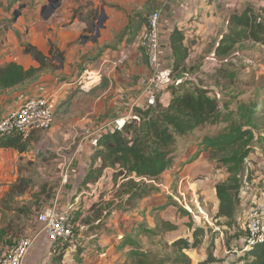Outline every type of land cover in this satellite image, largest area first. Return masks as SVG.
Masks as SVG:
<instances>
[{
	"label": "rangeland",
	"instance_id": "374dc122",
	"mask_svg": "<svg viewBox=\"0 0 264 264\" xmlns=\"http://www.w3.org/2000/svg\"><path fill=\"white\" fill-rule=\"evenodd\" d=\"M19 1L22 3L16 7V17L25 7L36 10L40 8L39 13L46 22L52 21L60 2V0H39L38 3H34V0ZM263 3L264 0L246 2L240 0V3L227 7L229 12L226 11L227 14L222 18L218 31L210 37L209 41L200 45L196 42L192 43L189 38L186 43L189 49L188 65L177 72V74L181 71L199 73L200 77L188 81L184 87L192 89L205 84L212 86V94L220 102L222 112L236 113L239 107L248 105L250 102L259 103L256 105L259 128L255 130V136L258 139L254 142L252 159L248 157L246 160L245 174H248V179H245L242 191L238 195L240 205L232 225L225 224V218H218L219 203L212 191L214 187L212 183L226 180L228 173L225 167L210 159V153L207 150L202 152L207 153L209 160L215 162L216 168L220 169L218 172L210 173V177L201 173L196 176L189 175L185 179L177 177V173L184 165L181 163V165L177 164V167L175 165L172 167L175 172H164L156 179L134 176L131 184L127 185L124 183L126 180H123L115 185L112 172L109 171L105 172L100 180L89 184L80 183L71 193V208L69 204L65 205V210L78 215L76 221L80 226L75 228L74 233L88 232L72 239L71 247L68 249L72 255L68 257L69 263L86 264V255L93 253L96 256L95 264H143L144 262L146 264L157 262L177 264L176 258L179 257L180 250L173 246L172 238L177 236L192 238L191 227L202 226L208 231L214 230L217 234L214 255L219 261L206 263L207 255L203 251L208 246L210 234H206L202 244L198 247L183 249L182 252L192 264H232L227 260L228 257L238 254L245 245V211L250 206L255 207L261 196L264 198V105L261 102L264 99V88L262 87L264 86V44H257L250 40L238 44L231 53V59L234 62L232 66L227 61L229 56L216 57V66L208 67L207 69L210 70L207 72L203 66L205 63L209 64L206 58L214 52L224 30L230 28L227 23L230 14L241 12L246 4L257 9V6ZM0 6H4L2 2ZM93 13L94 11L89 9L87 15L91 17L90 14ZM61 63L64 62H55L57 68ZM78 65L77 63L75 66L71 64L70 70H65L66 67L62 70L45 69L37 79L6 92V96L14 94L17 97L22 93L26 97L34 93L39 94L35 92L36 90H40V93L59 92L55 123L51 129L40 131L29 139L27 151L29 154L24 157L26 160L23 159L20 167L23 177H20L10 187L7 195L1 200L3 217L0 225H9L13 238L29 235L28 229L38 226L36 214L46 204H49L52 198L54 200L58 197L60 200L61 192L69 183L70 171L78 165L76 149L82 138V129L120 118L122 113L127 115L130 112L133 98L146 83L137 82L132 75L134 73L130 65L124 67L122 71L119 69L120 77L124 80L106 78L103 77V73L102 75L90 73L89 78L81 77L79 73L77 76H71L68 71L75 67V72H78L77 68L81 69ZM144 65L150 68L148 59H145ZM226 71L232 72L233 77H224L223 72ZM99 80L102 82L98 87L91 91L86 90L93 82ZM65 82L68 84L65 85ZM69 83H73L72 86ZM60 87H63L61 91ZM1 93L3 91L0 95ZM111 113L114 114L108 117ZM225 125L226 123L207 124L196 128L186 137L178 139L177 152L188 153L192 150L196 153L201 152L203 148L200 144L204 137L216 134ZM69 162L71 165L68 178L64 181L65 164ZM99 165L100 162L95 166ZM134 186L144 193L131 200L130 196L135 190V188L132 190ZM256 187L258 191L255 193L252 190ZM78 192H81V195L77 197ZM170 197L177 204H173V209L168 208L167 211L160 213L162 207L166 206V202H171ZM80 202L82 203L78 206ZM178 205L186 208L192 217L182 216ZM191 222H193L192 226ZM139 227L150 228L154 232L146 235L140 234L138 233ZM125 235H130L133 242L146 253L147 261L130 259L126 252L130 246L117 250L110 246L109 242H118ZM95 248L99 251H93ZM83 252L84 254L81 255ZM235 257L236 255L233 259Z\"/></svg>",
	"mask_w": 264,
	"mask_h": 264
},
{
	"label": "trees",
	"instance_id": "16d2710c",
	"mask_svg": "<svg viewBox=\"0 0 264 264\" xmlns=\"http://www.w3.org/2000/svg\"><path fill=\"white\" fill-rule=\"evenodd\" d=\"M96 13L90 14L91 17L88 16L89 24L92 26L97 20ZM249 40L257 44H264V6L258 9L246 7L239 13H233L230 16V29L221 38L215 54L217 57L229 56L227 61L232 66L234 63L231 59L232 51L238 44ZM170 44L174 55V72L179 76L183 71L178 74L177 72L185 67L189 51L184 45V37L179 31L174 32ZM24 52L31 54L39 66L25 69L13 61L1 66V91L23 86L37 79L45 69H57L55 62L65 61L64 53L56 49L53 44H51L49 55H45L32 45H26ZM223 73L224 77H233V73L230 71ZM262 87L264 88V86ZM169 90L171 98L167 105L158 101L155 106L145 109L136 108L134 112L139 119L127 118L122 130L107 132L100 136L98 146L91 156L90 170L83 184L99 180L108 171L112 172L115 185L123 180H126L124 183L127 185L131 184L133 183L131 179L134 176L156 179L166 170H172L178 159V139L180 137L187 136L200 126L226 123L216 134L204 137L200 145L203 150L210 153V159L226 168L227 179L215 183L214 188L219 203L217 216L225 218V224L232 225L240 205L238 195L242 191L245 179H248V174H245L246 160L253 153L254 142L258 139L255 136V130L259 128L257 120L259 116L256 111V105L259 103L250 102L248 105L239 107L236 113L222 112L220 102L208 87L197 86L187 89L182 85L173 86ZM261 102L264 105V99ZM30 138L23 139L17 132L1 135L0 148L15 149L23 153L28 151ZM197 156L198 153L187 161L189 162ZM99 162L100 165L96 167L95 165ZM132 190L131 200L144 193L140 192L137 186L132 187ZM170 199L171 202L166 203V206L177 204L173 198L170 197ZM111 206L108 207L111 208ZM178 210L182 216L192 217L191 213L183 206L178 205ZM21 211L24 212V210ZM71 215L73 221L76 222L78 215L75 212ZM191 229L192 238L180 237L173 242V246L180 250L176 263L191 264L192 262L182 252L183 249L198 247L202 244L207 233L210 234V239L205 248L206 263L219 261L214 255L217 239L214 230L208 231L202 226H192ZM139 232L151 234L154 231L140 228ZM86 233L88 232L78 231L75 232V236L78 237ZM121 239L122 243L118 245L119 247L130 245V249L126 251L130 259L148 260L146 253L129 236H123ZM12 240L9 225L0 226V246L4 243H11ZM71 243V241L55 243L51 260L53 264H64L63 260ZM234 255H236L235 259H233ZM234 255L227 259L232 264H264V242L249 248L243 247L238 254ZM144 263L146 264V262Z\"/></svg>",
	"mask_w": 264,
	"mask_h": 264
},
{
	"label": "crops",
	"instance_id": "0c3cea01",
	"mask_svg": "<svg viewBox=\"0 0 264 264\" xmlns=\"http://www.w3.org/2000/svg\"><path fill=\"white\" fill-rule=\"evenodd\" d=\"M31 1L33 0H28V2ZM38 1L34 0V3H38ZM0 2L4 5L0 6V67L12 61L22 65L25 69L38 67L39 63L33 56L24 52L25 46L32 45L45 55H49L51 44H53L65 56L64 63H61L57 69L62 70L66 67L65 70H70L72 68L71 64L75 66L76 63L79 64L78 66H81L80 70L77 68L78 72H75V67L71 71H68L71 73V76H77V73H79V76L89 78L91 77L90 73L98 75H102L103 73V77L124 80L123 77H120L121 72L119 69L122 71L124 67L130 65L133 68L134 74L132 75L137 79V82L143 84L150 77L151 70L147 65H144L147 57L145 51L138 47L137 38L146 27L149 15L153 11L161 9L163 12L160 23V36L163 43L162 49L165 50L175 31H179L183 35L186 47L189 38L192 43L196 42L197 44L204 45L218 31L222 18L229 12L227 7L240 3V0H60L58 8L50 22H46L45 18L39 13L40 6L38 10L31 8L30 10L29 7H25L19 16L16 17V7L22 2L19 0H0ZM245 6L252 7L249 4ZM261 6H264V3L257 6V9ZM89 9L94 11V13L97 12V20L93 26L89 24L88 20L87 12ZM230 16L227 21L228 26H230ZM99 18H101L100 25L97 24ZM229 29L224 30L223 33H227ZM224 34L220 36V40ZM188 59L189 56L186 60V65H188ZM205 66L210 68L211 64L205 63L203 67ZM208 70L210 69L205 70V72ZM128 72L132 73L131 71ZM123 75L126 77V73ZM101 82L102 80L93 82L86 90H93ZM67 84L65 82V85ZM71 84L73 83H69V85ZM204 86L212 89V86L207 84ZM18 87L4 90L1 93L0 117L26 98L23 93L18 97L14 94L6 96L10 90ZM0 92L2 91L0 90ZM35 92L40 93L41 91L36 90ZM165 97L167 99L171 98L170 90L165 93ZM113 114H109L108 117ZM122 116H126V114L122 113ZM76 151L78 165L70 171L69 183L66 184L61 192L60 207L63 209H66L65 205L68 204L71 208V193L77 189L80 183H83L90 170L89 164H91V156L94 152L88 142H81V140L78 143ZM202 151L205 150L198 152V156L189 162L187 160L196 154L195 150L188 151V153L177 152L178 159L174 165L177 167V164L181 165L184 161L187 162L183 165L180 172L177 173V177L185 179L189 175L196 176L200 173L209 176L210 173L220 171V169L216 168L215 162L209 160L207 153L205 154ZM28 154L27 151L20 153L15 149L0 148V220L3 217L1 200L7 195L10 187L20 177H23L20 167L23 159L26 160L24 157L28 156ZM249 158L252 159V155ZM86 166L87 169H85ZM165 172L173 173L175 171L166 170ZM212 185L214 186L215 183L213 182ZM212 191L215 194L214 187ZM252 191L256 193L258 188L256 187ZM78 195H81V192H78L77 197ZM54 200L52 198L50 203ZM263 202L264 198L261 196L257 204ZM81 203L77 205L80 206ZM172 207L173 204L162 207L163 209L160 210V213ZM252 207L250 206L245 211L246 214ZM38 228L39 225L37 228L28 229V232L32 234ZM140 228L142 227L138 228V233H140ZM207 234L209 235V233ZM180 237L184 236H177L172 238V240L174 241ZM109 243L116 250L125 247L123 245L121 247L118 246L122 243V240ZM53 246H55V243H52L48 236L42 233L35 240L24 260V264H53L51 261L53 258ZM205 248L203 252H205ZM93 251L99 250L93 249ZM83 254L84 252L81 253V255ZM71 256L67 251L63 263L71 264L68 262V257ZM85 259L86 264H95L96 256L91 253L86 255Z\"/></svg>",
	"mask_w": 264,
	"mask_h": 264
},
{
	"label": "built area",
	"instance_id": "2783aa9c",
	"mask_svg": "<svg viewBox=\"0 0 264 264\" xmlns=\"http://www.w3.org/2000/svg\"><path fill=\"white\" fill-rule=\"evenodd\" d=\"M162 16L161 9L153 11L149 15L146 27L137 38L138 47L145 51L151 74L133 98L130 112L126 116L82 129L81 142H88L94 151L98 146L100 136L107 132L122 130L127 118L139 119L133 109L155 106L158 101L167 105L169 99L165 97V93L171 87L182 86L200 77L199 73L192 74L188 71H183L179 76L175 74L171 44L168 43L166 49H162L163 43L160 36ZM216 57L214 51L206 58V61L211 64L210 68L216 66ZM62 89L63 87L59 88L60 91ZM58 106V91L27 96L21 103L0 117V136L17 132L23 139H28L36 131L51 129L55 123ZM70 165L71 162L65 164L64 181L68 178ZM36 220L39 225L37 231L13 238L11 243H4L0 246V264H24L35 240L42 233H45L52 243L72 241L75 237V228L80 226L79 222L73 221L69 211L60 207L58 197L36 214ZM244 230L246 232L244 248L264 242V203L252 207L245 215Z\"/></svg>",
	"mask_w": 264,
	"mask_h": 264
},
{
	"label": "water",
	"instance_id": "95a60500",
	"mask_svg": "<svg viewBox=\"0 0 264 264\" xmlns=\"http://www.w3.org/2000/svg\"><path fill=\"white\" fill-rule=\"evenodd\" d=\"M97 24H99V25L101 24V18L98 19Z\"/></svg>",
	"mask_w": 264,
	"mask_h": 264
}]
</instances>
